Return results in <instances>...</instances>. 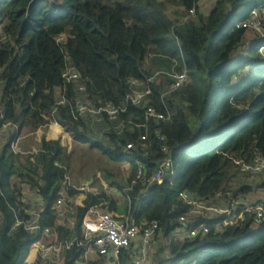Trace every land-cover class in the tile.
Here are the masks:
<instances>
[{
  "label": "trees",
  "instance_id": "obj_1",
  "mask_svg": "<svg viewBox=\"0 0 264 264\" xmlns=\"http://www.w3.org/2000/svg\"><path fill=\"white\" fill-rule=\"evenodd\" d=\"M262 1L213 0L209 12L204 11L209 3L202 4L196 15L187 18L195 0H0V67H4L0 91L5 113L0 125L11 122L23 132L47 127L37 152L14 153L11 133L0 151V264H24L37 238L23 226L13 229L12 206L19 184L27 182L43 197V224L57 223L51 208L65 176L74 169L76 149L61 143L63 135L48 136L52 122L58 123L53 127L61 134L65 131L89 151L96 149L105 156L102 163L99 153L90 155L87 150L77 167L84 179L99 181V170L109 187L121 191L136 177V160L145 164L149 178L163 159L156 130L168 139L173 154V167L160 181L149 188L138 182L122 204L104 189L99 195L87 194L84 206L72 215L76 227L57 226L60 238L79 234L89 207L104 201L110 202L115 214L130 211L137 223L160 221L168 238L188 211L179 200L182 190L213 195L238 178L231 158L264 155V38L251 40L248 29L236 27ZM241 47L246 53L233 61ZM66 63L80 73L84 94L78 83L65 85ZM184 70L189 81L164 96L174 80L170 74ZM130 79L151 87L148 102L142 107L128 105L116 121L105 116L101 126L107 131L99 140L90 131L89 119L75 118L76 97L124 106ZM65 90L69 101L60 103ZM149 107L170 112L171 119L152 118L148 128L115 129L113 124L122 119L143 124ZM146 133L148 140H139ZM129 141H137L131 159L122 154ZM127 162L130 176L124 178L120 165ZM251 188L242 185L239 190ZM144 192L147 196L142 198ZM78 194L70 191L73 198ZM168 249V256L159 251L154 264H264V222L256 228L212 232L203 239L171 241ZM82 252L77 247L67 251L59 264H76ZM117 264H129L127 252L120 254Z\"/></svg>",
  "mask_w": 264,
  "mask_h": 264
},
{
  "label": "built area",
  "instance_id": "obj_2",
  "mask_svg": "<svg viewBox=\"0 0 264 264\" xmlns=\"http://www.w3.org/2000/svg\"><path fill=\"white\" fill-rule=\"evenodd\" d=\"M204 1L195 0L194 6L189 10V17L197 13V9ZM264 0L251 11V17L247 21L236 24L237 28L254 29L259 33L260 38H264ZM59 40L63 41L61 37ZM264 51V49H262ZM4 67H0V80L3 79ZM157 74H160L157 72ZM170 74V73H169ZM173 82L169 84L168 90L164 96L172 91L184 86L189 81L188 71L172 72ZM65 85L69 83H78L81 77L74 65L66 63L63 74ZM154 78L149 79L153 81ZM131 91L127 95L126 105L117 106L111 102L98 105L97 102L89 100L85 95L76 97L75 118L89 119L92 124H101L105 121L104 117L110 120H118L121 113L127 111L128 105L137 107L145 106L147 97L152 93L151 87H145L141 80L130 79ZM79 91L84 94L85 85L77 84ZM0 91V121L5 118L4 109L1 102ZM60 103H67L69 100L66 90L63 92ZM167 122L171 119L170 112L164 113L154 107H149L146 112V121L143 124L134 123L130 119H122L119 123H114L118 132L123 131L127 125L134 127H146L151 119ZM57 124L52 122L51 125ZM10 133L14 135L10 141L11 149L16 154H26L20 150L23 140V132L20 125L11 122L2 121L0 125V151L4 143L9 139ZM156 136L163 144L162 151L164 157L159 161L158 166L151 177H146L145 164L136 160L138 170L132 185L123 191L109 187L104 184V190L109 197L119 198L122 204L124 197L128 195L129 190L138 182L150 186L160 181L162 177L173 167V154L168 146V139L162 131L156 130ZM139 140H148V133L142 135ZM137 147V141H129L124 147L122 154L131 159V151ZM31 151V152H37ZM29 153V152H28ZM236 166L238 178H235L226 188L218 190L210 196H201L190 190H182L179 193V200L182 205L188 208V211L182 214L177 225L171 231L167 238L165 227L158 220H146L137 223L130 211L125 215L113 213L109 207L110 202L104 201L99 205L89 207L81 222L79 234L74 233L71 237L60 238L57 226H63L70 229L76 227V221L72 215H77L79 206L83 205V200L87 194L93 193L99 195V191L93 189V181L75 182L70 175L65 176L63 187L59 192V197L51 210L57 216L55 226L43 224V211L45 210V201L38 191L27 182H22L15 189L17 201L12 206L16 221L13 229L23 226L25 231L37 235L33 243L32 250H35V258L29 260V255L24 264H34L41 261L51 264H59L65 257L66 252L77 247L83 250L76 264H117V260L122 252H127L129 264H154L158 260V253L162 250L163 254L169 255V245L171 241H186L193 239H203L212 232L221 233L228 228H256L264 222V155L255 153L253 156L231 158ZM129 168L130 164L125 163ZM100 175V174H99ZM100 177V176H99ZM13 183L17 181L12 177ZM242 185L251 186V190H239ZM149 186L147 188H149ZM14 188V187H12ZM77 190L79 194L73 198L70 191ZM147 196V192L142 194V198ZM80 197H83L80 200ZM23 212V216L20 213ZM3 215L0 210V224Z\"/></svg>",
  "mask_w": 264,
  "mask_h": 264
},
{
  "label": "rangeland",
  "instance_id": "obj_3",
  "mask_svg": "<svg viewBox=\"0 0 264 264\" xmlns=\"http://www.w3.org/2000/svg\"><path fill=\"white\" fill-rule=\"evenodd\" d=\"M211 1H213V0L204 1L203 4H208ZM260 1H262V0H260ZM213 6H214V2L209 3L204 8V11L209 12L212 9ZM262 20L264 22V16H262ZM248 31H249V38L251 40L253 38H256V37L259 36V33L256 30L252 29V28L248 29ZM61 38L64 39L65 37L62 35ZM248 43L250 44L251 41H249ZM242 53H246V50L244 48L241 47L240 49H237V51L233 55V61L235 59H237ZM191 122L193 123V119H191ZM48 127L50 128V131L48 133L49 137L55 138L58 135H63L61 143L63 145H65L68 148V150H71L73 148L76 149L75 153L73 154V159H74L73 167H74V169L71 170L72 179H74L77 183L82 182V181H87V180L84 179V177L82 175V172L79 171L77 167H78L79 162L81 161V159L82 158H86L87 150L89 151L90 149L87 148L86 145H83L80 142L74 141L73 138L71 137V135H69L68 133L67 134L66 133L61 134V131H59V129H57L58 127H55V126L54 127L53 126H48ZM46 130H47V127L45 126L41 130H37V131H29V130H27L28 132H23L22 131L24 135H22L23 136V140L21 142L20 150L22 152H27V153L31 152V151L38 150L40 148L42 136H43V134L45 133ZM90 131L96 138H98L99 140H102V139H105V131H107V129L105 130L104 127L101 126V124L97 123V124H92V127H91ZM98 153H97L96 149H93V150L89 151L90 155H95V154H98ZM98 155H99L98 157L100 159V162L103 163L105 161V159H106L105 156L100 155V153ZM120 166H121L120 169L122 171L123 177L127 178V176L129 175L128 166L125 163H121ZM97 177H98L99 181L94 182L92 184V187H93V189H96L97 191L101 192L104 189L103 188L104 184L101 181L102 175H101V172L99 170H98V173H97ZM45 264H51V263H45ZM107 264H109V263H107Z\"/></svg>",
  "mask_w": 264,
  "mask_h": 264
},
{
  "label": "crops",
  "instance_id": "obj_4",
  "mask_svg": "<svg viewBox=\"0 0 264 264\" xmlns=\"http://www.w3.org/2000/svg\"><path fill=\"white\" fill-rule=\"evenodd\" d=\"M57 124H58V123H57ZM63 133H66V132L63 131ZM66 134H67V133H66ZM35 254H36V253H35ZM35 254H34L32 257H30V255H29V260H30V261H33V260H34V258H35ZM32 264H33V263H32Z\"/></svg>",
  "mask_w": 264,
  "mask_h": 264
},
{
  "label": "bare ground",
  "instance_id": "obj_5",
  "mask_svg": "<svg viewBox=\"0 0 264 264\" xmlns=\"http://www.w3.org/2000/svg\"><path fill=\"white\" fill-rule=\"evenodd\" d=\"M53 125H56V124H53ZM53 125H52V126H53ZM33 252H35V250H32L30 253L32 254Z\"/></svg>",
  "mask_w": 264,
  "mask_h": 264
}]
</instances>
